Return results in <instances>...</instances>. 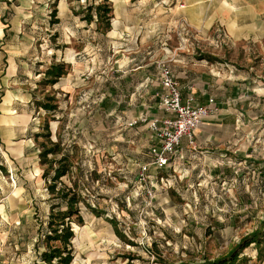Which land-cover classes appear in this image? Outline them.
I'll use <instances>...</instances> for the list:
<instances>
[{
  "label": "rangeland",
  "instance_id": "rangeland-1",
  "mask_svg": "<svg viewBox=\"0 0 264 264\" xmlns=\"http://www.w3.org/2000/svg\"><path fill=\"white\" fill-rule=\"evenodd\" d=\"M111 1L116 33L107 34L96 30L95 22L88 24L83 19L79 11L85 0H28L30 6L21 11L31 20L25 31L22 27L27 37L9 43H23L22 77L32 74L29 84L19 87L33 92L35 103L47 94L59 101L56 120L50 122L52 139L61 137L64 148L75 151L76 161L83 167L82 193L103 212L97 216L83 205L86 226L74 224L75 262L161 264L151 252L155 245L162 258L172 264L213 260L259 229L264 220V8L251 26L255 29L252 38L236 40L233 29L222 19V25L210 29L207 40L191 45L195 58L244 78L236 105L231 107L235 112L227 113L235 117L228 123L229 129L237 132L230 141L231 149L207 164L196 159L184 170L178 169L174 160L163 168L152 164L149 182L142 186L139 169L151 160L140 158L142 148L131 143L132 138L123 130L132 111H121L126 110L123 102L127 98L122 91L126 82L119 67L113 66V56L123 47L121 27L143 24L144 38L152 42L157 39L153 27L161 15L149 10L135 14L130 6L126 12L124 0ZM54 2L58 4L55 18ZM144 2L150 7L149 1ZM6 58H0L2 67ZM62 62L68 72L59 86L38 84L44 75L36 74ZM128 100L131 102L129 96ZM117 101L123 106L116 110ZM46 118L53 117L40 109L35 118L37 132ZM151 120L143 117L137 125ZM34 141L40 149L43 138L35 137ZM10 150L0 141V165L7 167V171L0 170V264H43L40 253L45 248L46 226L42 223L51 207L48 182L42 178L44 168L40 165L41 172L34 169L31 155L24 166L12 162ZM62 180L71 184L67 176ZM22 187L26 196L21 197L18 191ZM241 256L250 258L248 264H264V260L258 261L254 243Z\"/></svg>",
  "mask_w": 264,
  "mask_h": 264
},
{
  "label": "crops",
  "instance_id": "crops-1",
  "mask_svg": "<svg viewBox=\"0 0 264 264\" xmlns=\"http://www.w3.org/2000/svg\"><path fill=\"white\" fill-rule=\"evenodd\" d=\"M27 1L0 0V58L3 55L7 57L4 67L0 61V141L3 148L14 151H9L12 162L17 161L24 166L29 160L27 156L31 155V166L41 172L40 150L34 145L37 132L35 118L40 114V109L33 101V92L19 87L29 84L32 74L27 73L26 78L22 77L24 66L20 60L23 54L20 48L23 43L21 46L9 44L12 39L27 37L22 27L24 25L25 31V25L31 22L30 16L21 14L22 9L26 10L25 7L30 6ZM144 1H149L150 7L145 6L148 2ZM124 4L126 12L127 6H130L134 7L135 14L149 10L151 14L161 15L153 27L157 39L152 42L144 38L143 24L121 27L120 44L123 47L116 50L113 56L116 65L113 66L119 67L120 76L126 82L122 89L127 98L123 102L126 110L121 111H132L133 118H129L123 127L125 135L132 138L131 143L136 142L142 148L138 151L142 154L140 158L151 160L150 149L156 144L155 136L147 123L142 126L137 124L142 122L143 117L151 120L173 116L160 106L164 88L157 63L162 59L171 66L179 82L184 104L192 99L194 104L206 105L209 98H215V110L195 131L194 142L190 143L187 137L182 139L178 153L172 158L175 166L184 170L188 164H195L196 159L201 164H207L212 161V157L223 158L232 147L230 141L234 134H237L228 126L235 117L227 113L235 112L231 107L236 105L237 93L244 78L235 73L233 76V72L229 75L223 71L224 68L217 69L214 63L206 59L195 58L191 45L196 41L207 40L210 29L222 25V19L225 25L233 29L236 40L252 38L255 29L251 26L261 14L264 0H124ZM183 21H186L188 28L183 25ZM108 32L116 33L112 27ZM172 44H176V48H171ZM179 50L188 54H179ZM117 53L120 54L116 58ZM41 75L44 74L35 76ZM62 78L55 87L60 85ZM123 104L117 101L116 110L121 109ZM22 190L19 188L18 194L21 191V197L26 196L23 187Z\"/></svg>",
  "mask_w": 264,
  "mask_h": 264
},
{
  "label": "trees",
  "instance_id": "trees-1",
  "mask_svg": "<svg viewBox=\"0 0 264 264\" xmlns=\"http://www.w3.org/2000/svg\"><path fill=\"white\" fill-rule=\"evenodd\" d=\"M86 5L79 11L83 13V19L88 24H96V30L107 33L112 27L113 2L111 0H85ZM58 4L54 2L52 16L55 18L58 13ZM59 20L56 19L55 22ZM211 58L210 56H208ZM68 68L66 63H52L47 67L44 78L39 85H55L62 76L66 75ZM38 109H43L46 114L51 115L52 119H45L41 126V131L35 133L36 140L43 138L39 143V162L43 166V178L48 182L47 189L50 195L51 207L48 219L42 223L45 224L42 244L44 250L40 253V259L43 264H73L75 262L74 246L72 241L76 236L74 224L84 226L85 220L82 214L83 205L92 213L100 216L103 212L95 208L82 193L83 182L81 175L83 171L82 164L76 161V153L72 149L64 148L62 138L53 140L50 122L56 120L55 114L59 110V101L54 95L47 94L43 100L36 101ZM76 148V147H74ZM1 157V153H0ZM7 171V167L0 165V170ZM75 172L77 176L74 177ZM68 177L71 184L62 179ZM80 176V177H79ZM120 233V232H118ZM119 235V234H118ZM121 235V233H120ZM133 244V242H129ZM254 243L257 249L258 261L264 260V220L261 227L242 237L230 251L216 256L215 259H205L199 264H248L250 258L241 256L247 246ZM161 264H172L162 258L157 251L156 245L151 250ZM133 259V258H132ZM182 264H196L186 263Z\"/></svg>",
  "mask_w": 264,
  "mask_h": 264
},
{
  "label": "built area",
  "instance_id": "built-area-1",
  "mask_svg": "<svg viewBox=\"0 0 264 264\" xmlns=\"http://www.w3.org/2000/svg\"><path fill=\"white\" fill-rule=\"evenodd\" d=\"M182 23L188 28L186 21ZM158 64L160 80L164 88L161 104L173 116L153 119L148 123L149 129L155 136L156 144L150 149L151 161L139 169L138 178L142 186L149 182L150 165L163 168L170 164L172 158L178 153L182 139L187 137L189 142L193 143L195 131L215 110L214 97L209 98L206 105L194 104L192 99L184 104L179 82L175 79L171 66L166 60H161Z\"/></svg>",
  "mask_w": 264,
  "mask_h": 264
}]
</instances>
